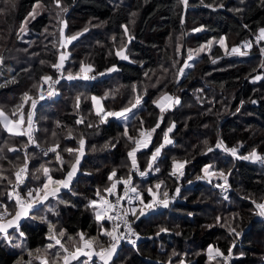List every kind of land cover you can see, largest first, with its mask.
Wrapping results in <instances>:
<instances>
[{"label": "trees", "instance_id": "obj_1", "mask_svg": "<svg viewBox=\"0 0 264 264\" xmlns=\"http://www.w3.org/2000/svg\"><path fill=\"white\" fill-rule=\"evenodd\" d=\"M64 27L67 37L80 35L69 44L57 96L41 100L48 82L44 77H58L53 65L59 60ZM262 28L264 0H187V5L181 0H129L123 5L117 0H60V7L55 0H0V107L14 118L20 114L28 118L33 110L31 136L37 142L11 135L0 121V210L18 208L12 189L21 167L27 165L23 188L27 200L28 193L47 180L42 168L49 169L53 180L65 179L80 157L83 139L79 175L60 192L57 212L48 214L55 231L83 233L86 240L108 247L112 237L105 233L112 226L96 218L90 202L107 194L114 183L121 196L125 185L118 181L130 177L136 192L129 198L139 192L151 202L149 189L161 196L179 189L178 198L142 216L138 210L132 214L133 204L127 198L124 211L135 221L140 240L136 248L119 246L109 264H220L221 257L208 253L210 246L225 256L231 249L230 264H264V222L253 203L264 199V166L255 159L237 158L264 147V71L260 69L264 40L242 58H229L216 45L211 54L201 55L192 67L183 69L190 48L220 37L228 46H238ZM123 48L130 61L117 55ZM82 66H90V75L97 79H67L69 74L80 77ZM165 93L180 103L161 113L156 101ZM25 94L36 101L35 108L31 100L22 99ZM93 96L103 98L104 113L128 108L137 97L142 102L123 125L111 117L102 122L104 116L95 112ZM171 123L175 124L172 143L164 144L151 161ZM153 128L149 147L135 153L136 163L146 173L140 177L134 174L128 153L141 140L140 133ZM217 141L237 149L238 155L216 148ZM69 148L74 151L69 153ZM150 162L153 167L146 171ZM174 162H186L182 187L172 175ZM208 165L228 170L232 195L240 191L243 197L225 201L217 188L200 180ZM157 169V174L152 173ZM113 172L116 175L109 179ZM157 182L159 188L154 186ZM44 207L35 211L43 213ZM19 231L31 250L49 240L48 229L40 223L23 219ZM14 246L0 236V264L16 261L20 251Z\"/></svg>", "mask_w": 264, "mask_h": 264}, {"label": "rangeland", "instance_id": "obj_2", "mask_svg": "<svg viewBox=\"0 0 264 264\" xmlns=\"http://www.w3.org/2000/svg\"><path fill=\"white\" fill-rule=\"evenodd\" d=\"M117 1L121 5L129 2V0H117ZM262 29H264V28H262ZM63 33H64V38H66L67 36L65 34V27L63 28ZM259 36H260V31H259V34L255 35L252 39L245 40V41L242 42V44H240L238 46H236L235 44H233L231 46H228V44H227V42H226L224 37L212 38L208 42L204 43L203 45H201L199 47L190 48L188 53H189V55L190 54L192 55L193 59L189 60V58H188L185 64L193 65L194 60L199 58L201 55H203V54H211L213 52V50L216 48L215 47L216 45L220 46L223 49V51L225 53V56H227L229 58H237V57H241L242 58V57H245V56H249L251 50L254 49V48H257L260 45V42L262 40H264V38L258 39ZM64 38L61 37V45H60V47H61L60 55L64 54L65 57H66L64 62H63V66H64V63H65L66 59L69 57V49L68 48H69V44H70V43L65 44L63 42ZM78 38H79V35L77 36V39ZM221 38H224L223 39V45L221 44ZM77 39L73 40L72 42L76 41ZM248 45H250V46H248ZM178 47L180 49L181 45H179ZM233 48H236L238 51L237 52H232ZM260 48H261V46L259 47V49ZM118 52H120V55H118V56L120 57L121 60L130 61V58H129L128 54H127V49L126 48L120 49V50H118ZM240 52H244V53H246V55H240L239 54ZM261 54H262V52H261ZM60 55H59V57H60ZM262 55H264V54H262ZM122 56L123 57H127V58L123 59V58H121ZM58 63H59V60H58ZM84 68L87 69L88 66H84ZM188 68H190V67H185V65H184L183 69L186 70ZM260 69L264 71V67H260ZM112 72H114V71H110V73H112ZM85 74H87L89 77H91V75H90L91 71H87V72H82V75H80V78H82ZM83 80H85V79H83ZM87 80L91 81L92 78H89ZM165 95L171 96V97H173L175 99L174 95H169V94L165 93V94H162V96L156 101V105L158 106V104H167L169 106L165 108V111L172 110L175 107V105H177V104H175L174 101L173 102L163 101L162 97L165 96ZM56 96H57V91H56L55 95L53 96V98H55ZM93 97H96L97 100L99 101V103L97 104V103H94L93 100H92L95 112L97 113V111L99 109L100 110L99 114H102L104 116L105 113H104L103 98L100 97V96H93ZM141 102H142V99H141ZM141 102H140L139 105H137V107L132 108L131 111L126 112L125 115H123V116H120V117L110 116V117L112 119H118V121L120 123H122L123 125H127L129 120L133 116V113L139 107H141ZM130 107H128V108H130ZM0 110H3L5 116L8 118V120L16 122L14 124H9V127H11L13 129V131L10 132L4 126L3 118H0L2 126L7 130L8 133H10L11 135H14V136H22V135H17L15 133L16 132H23V135L31 137V134L33 133V130L35 129V127H33L32 123H31V125L28 124V118H25L23 114H20L17 118H14V117L10 116L8 114V112H6L3 108L0 107ZM123 110L124 109H121V110L116 111V112H122ZM31 113L33 115V110L31 111ZM173 125H175V124L171 123L169 125V127H172ZM174 128H173V130H174ZM170 133H168L169 139H170ZM145 139H148V141H149L148 147H149V145L152 142V134H151L150 138L147 137L146 135L144 137L142 136L140 141L143 143ZM34 142L37 144L36 139L34 140ZM225 147L228 148V149H231V148H229V147H227L225 145H223V147H221V148L224 149ZM84 149H85L84 146H83L82 150L79 149L80 157H83ZM143 149H146V148L140 147V149L138 151H141ZM259 149L264 150V147L260 146L257 150H255L258 155H260L261 157H264L262 151L261 150L259 151ZM81 152H82V154H81ZM225 152L227 154L232 155L228 151H225ZM80 161H81V159H80ZM260 163H262V165L264 166V162L260 161ZM79 166L80 165L78 164L77 165V171L75 172V174L73 175L71 181L69 182V187H70L72 181L79 175ZM206 167H208L209 173H211V172H217V173L223 172V173H225L227 175V184L230 183V172L228 170L222 169L218 165H213V166L208 165V166H205L204 169ZM204 169H203V172L201 174L202 177H200V180H202L204 182H209L210 184H212L217 189H218L217 184L225 185L224 179L222 177L208 175V174H206L204 172ZM148 170H149V168L146 169V171H148ZM152 173L157 174L158 170L157 171L155 170ZM66 177H65V179H66ZM156 185H160L161 186V184H159L158 182L154 183V186H156ZM230 186H231V184H230ZM55 188H56V185L49 184L48 191L51 192ZM68 188H60L59 191L55 195H48L46 199H43V200L35 202L33 204V206L29 209L31 212L26 216L25 219L28 220L31 224L36 225V224L40 223L43 226H45L48 229V234H47L48 238L50 236H54L55 239H59L61 241V243L64 244V246L69 249V251H70L69 255H70V253H75L76 252V248L79 247L81 249V251L76 254L77 259H75V261H72V262L68 261L70 264H85V262H87V264H104V262L102 260H100V258H97V255L93 254L91 256V258H89V256L84 254V253H86L88 251H93V252L97 251L98 252L100 250L101 244H99L97 240H94L92 238H88L87 240H92L93 241L92 248L91 249L84 248L83 247L84 242L80 241V235L79 234H70V233H67L66 231L62 230L61 232H63L64 235L60 236L59 233H61V232L55 231V229L53 228L51 223L48 221V214L52 213V212H54L53 214H55L57 212V211L55 212V210H56V206H57L58 202L62 201V198L60 197V192L63 189H68ZM218 191L220 192L223 200H225V201H227L229 199V197H231V196H234V197H237V198L243 197L242 194L240 193V191L239 192L237 191V193L234 194V195H232L233 194V191H232V193L227 195L226 196L227 198H225V197H223V194H222V192L219 189H218ZM137 194H139V195H137ZM137 194H133L130 198L128 197L129 198L128 201L133 204V209L135 208L138 211L140 209H143V211L145 213L147 211L159 210V209H155V208L154 209H152V208L151 209L144 208V206L140 203V199L142 198L145 203H148V202L139 192ZM40 195L43 196L44 193H41ZM154 195L156 197V201L164 199L163 196H161V195H159L157 193H155ZM29 199L30 198H28L27 201ZM167 199H168V201L172 200L170 198V196H168ZM126 200H127V198L125 199V201ZM257 203H264V199L262 201L257 202ZM43 204H45V207L43 208V213L36 212L35 208H39ZM90 206L96 208L95 213H97V212L103 213V218L100 219L99 221L108 220L107 219V215H106V213H107L106 208H104V207L100 208V206H97L96 204H92ZM163 207L164 206L162 205L161 208H163ZM19 209L20 208L18 207L16 211H18ZM257 217L259 219H262V221L264 222V216L259 215V210H258ZM0 236H1L2 239H4L5 241H7L9 243L13 242L14 245H15L14 247L18 248L19 251H20L16 261L13 264H65V262L63 260V256L67 255V253H65L60 248V245L56 244L55 239H49L47 244L44 247L38 248L36 250H31L29 248V246L27 245L26 239H23V237H25V236H24V234L21 231L13 232L11 234H7V238H5V234H2V233H0ZM76 242H78V243H76ZM49 245H52V247H49ZM24 246H26L25 247V253L23 251ZM208 253H209V251H208ZM209 254L211 256H216V253L213 252V251H212V253H209ZM114 255H116V254H114ZM71 259H73V258H71ZM230 260H232V257H230ZM110 261H111V259L108 261V264L110 263Z\"/></svg>", "mask_w": 264, "mask_h": 264}, {"label": "snow or ice", "instance_id": "obj_3", "mask_svg": "<svg viewBox=\"0 0 264 264\" xmlns=\"http://www.w3.org/2000/svg\"><path fill=\"white\" fill-rule=\"evenodd\" d=\"M182 3H184L185 5H187V0H181ZM55 3H56V6L57 7H60V0H55ZM62 11H67L66 8H62L61 9ZM30 15H33V14H30ZM134 15V14H133ZM26 23V21H25ZM125 30V32L127 33L128 31V28H127V25H124L122 26ZM24 29L21 28V31H23ZM84 31H87V29H85ZM197 31H199V29H197ZM80 35V34H76V35H72L70 37H66L64 38V33L63 31H61V37L64 38L63 42L65 44L67 43H71L73 40L77 39V36ZM261 38H264V29H261L260 30V36L258 37V39H261ZM223 39L224 38H221V44L223 45ZM250 46V45H248ZM238 50L236 48H233L232 49V52H237ZM261 52L262 54H264V48L261 49ZM240 55H246V53L244 52H240L239 53ZM117 55H120V52H117ZM65 55L64 54H61L60 57H59V63H56L53 65V67L57 68V69H60L62 68L63 66V62L65 60ZM123 59H126L127 57H121ZM193 59L192 55L190 54L189 55V60ZM185 67H192V65H189V64H185ZM261 67H264V63L261 64ZM116 69L113 68V69H110V71H115ZM81 71L82 72H87V71H91V67L89 66L87 69H85L83 66L81 68ZM180 74L183 75V69H181L180 71ZM76 78H80L79 76H73L72 74H69L67 76V79L71 80V79H76ZM83 79L87 80L89 78H95V77H89L87 74H85L83 77ZM52 77H49V76H45L44 77V80L45 81H49L51 80ZM256 79H261V77L257 76ZM58 83V81H55ZM48 95H52V91L50 90L48 92ZM44 97L41 96L40 99H43ZM24 101H28V100H31V107L32 108H35V105H36V101L34 99H32V97L28 96V94H25V96L22 98ZM77 100H79V98H77ZM92 100L94 103H99V101L97 100L96 97H92ZM162 100L163 101H168V102H173L175 104H179L180 103V100L179 98H173L171 96H168V95H165L162 97ZM141 102V99L139 97L136 98L135 100V103H132L131 104V107L130 108H126L124 109L122 112H107L105 113L104 117H103V120L102 122L106 121L107 117H110V116H115V117H120V116H123L125 115L126 112H129L132 110V108H135L137 107V105H139ZM255 103V101H253ZM169 105L167 104H158V107L160 108V112L163 113L165 111V108L168 107ZM18 107H23V105H20ZM99 109L97 111V114H99ZM15 114V113H13ZM0 118H3V121H4V126L8 129V131L12 132L13 129L11 127H9V124H14L16 122H13V121H10L8 120V118L5 116L3 110H0ZM162 119V117H161ZM82 121H77V123H81ZM32 123V113L29 112L28 113V124L31 125ZM89 127H91V125H89ZM156 127H159V123H157ZM175 127V125H173L172 127H169L167 129V132H165L164 134V137H163V141L164 143H162L160 145V147L156 148V150L153 152L152 154V157H151V161H155L157 159V157L160 155V152H161V149L164 147V144H171L172 141L171 139H169V136H168V133H170L173 128ZM152 132H155V128L151 129V131L145 133V132H141L140 135L141 136H147V137H151V134ZM15 134L17 135H23V132H16ZM131 139V137H130ZM80 143V149L82 150L83 149V146H84V141L83 139H81L79 141ZM148 144H149V141L148 139H145L144 142L142 143L139 139H137L135 141V145L136 147H134L129 153V157L132 158V164L133 166L135 167L136 166V155L135 153L140 149V147H144V148H147L148 147ZM205 144H207V141H205ZM107 147V145H106ZM223 147V142L222 141H217V144H216V148H221ZM12 150V149H10ZM209 152H211L213 149L211 147H209L207 149ZM225 151H228L230 152L233 156H237V149L235 148H232V149H228V148H224ZM50 151H53L55 152L56 151V148H52L50 149ZM67 151L69 153H72L74 150L69 148L67 149ZM82 154V152H81ZM239 159H244V160H248V159H255V160H260L261 162H264V157H261L260 155H258L256 153L255 150H253L248 156H239L237 157ZM57 159L58 160H61V158L59 157V155L57 156ZM80 162V157L77 156L75 158V162L71 165V171H69L67 173V177L66 179H60V180H53V178L49 175V169L48 168H42V172L44 174V176L47 178L46 182L43 184L42 188L38 189V190H33V191H30L28 193V197L30 198L27 202L23 201L22 198L19 196V194L17 193L16 194V202H17V205L20 207V210L19 211H16L12 217L11 220H8L7 224H4V223H0V233H4L5 234V238H7V229L9 227H13V226H18V221L19 219L22 217V216H27L28 215V210L33 206V204L37 201H40V200H43V199H46L48 195H55L60 188H68L69 187V182L71 181L73 175L75 174V172L77 171V165L79 164ZM61 163H63V161L61 160ZM185 163L186 162H174L173 163V172H172V175H176L177 172L180 173V175L183 174L182 170L185 166ZM148 168L149 170L152 169V163L150 162L149 165H148ZM26 170H27V165L25 164L23 167H21L16 173V177H17V183H21L23 181V178H24V174L26 173ZM158 170V169H157ZM204 172L208 175H211V176H220L224 179V183L225 185L227 184V175L223 172H211L209 173V169L208 167H206L204 169ZM141 176H144L146 173L141 171L139 173ZM116 173L113 172L111 174V176L109 177V179H111L113 176H115ZM119 183H123L125 185V196H127L128 194V191L130 190L131 192H136V188L135 187H132L129 189L128 185L131 183V178L129 177L128 179H124V180H120L118 181ZM49 184H54L56 185V188L53 189L51 192L48 191V188H49ZM220 185H217V187H219ZM157 188L160 187V185H157L156 186ZM116 188V184H112V187L111 189H108L107 191L111 192L112 189H115ZM150 194H153L152 192V189H149L148 190ZM177 192H179V189H177ZM35 193V194H34ZM41 193H44L43 196H41L40 194ZM11 195V194H10ZM139 195V194H137ZM163 196H164V199L158 201L159 204H162L164 207H167L168 206V193L165 191L163 193ZM123 199V197H118L117 200L115 201V203H111L109 202L108 200H104L103 203L107 206V209L106 210H111V209H115L119 203H120V200ZM97 202H93V204H96ZM140 203L144 206V208H148V209H151L154 207V205L157 203L156 201V197L155 195L153 194V200L151 202H148V203H145L144 200L141 198L140 199ZM255 203V207L259 210V215L261 216H264V203H256L255 201L253 202ZM5 211H7V209H5ZM132 214L133 215H136L137 213V209H132ZM128 215V211L125 210L124 213H123V216H121L118 212L116 214L115 217L113 216H108V219H120L124 222V224L127 226L128 225V221L126 219H124V217H126ZM139 215L142 216L144 215V211L143 209H140L139 210ZM2 218V217H0ZM96 218L98 220L102 219L103 218V213L101 212H97L96 213ZM139 218V216H137V219ZM219 220V218H217ZM127 230L128 232H132V229L130 226L127 227ZM160 231H167L166 229L164 228H161ZM230 231H235L234 229H230ZM117 228L114 227L112 229L111 232H106L105 234L106 235H109L112 237L113 241H115V243H112L110 245V247L108 248H104L102 245L100 246V250L98 252H93V251H88L86 253H84L85 255L89 256V258H91V256L93 254L99 256L100 260H102L104 262V264H108V261L111 259V256L112 254L114 253L116 247H117V244L119 242V240L122 238L121 236L117 235ZM60 236H63L64 233L61 232L59 233ZM237 235H239V233H237ZM49 239H55L54 236H50ZM80 241H83L84 244H83V247L84 248H88V249H91L92 248V245H93V241L92 240H85L84 238V234L81 233L80 234ZM55 242L56 244L60 245V248L65 252V253H68L69 252V249L66 248L64 246V244L61 243V241L59 239H55ZM131 243H135V241H130ZM78 243V242H76ZM49 247H52V245H49ZM81 251V249L79 247L76 248V252L75 253H70L71 255V258L75 259L76 258V254L79 253ZM209 253H212L213 249L212 247L210 246L209 249H208ZM215 253H216V256L218 257H221V262L220 264H227V260H228V256H225L219 249H215ZM58 255V254H57ZM229 255H231V249H229ZM212 257L210 256V259ZM63 260L65 262V264H67L68 260H69V255H65L63 256ZM85 264H87V262H85Z\"/></svg>", "mask_w": 264, "mask_h": 264}, {"label": "built area", "instance_id": "obj_4", "mask_svg": "<svg viewBox=\"0 0 264 264\" xmlns=\"http://www.w3.org/2000/svg\"><path fill=\"white\" fill-rule=\"evenodd\" d=\"M56 72L58 74V77L56 79H53V80L48 81L46 83V86L44 87V89L41 91L39 97H41V96L44 97L41 100H50V99H52L53 96L55 95L56 91H57L58 86L60 85V82L65 78L64 71H63V66L60 69H56ZM91 77H95L94 79H97V75H95V74H93ZM55 81H58V83L55 82ZM50 90L52 91V95L49 96L48 95V92ZM31 139H32V141H33V143L35 145L36 143L34 142V140H35L34 136H32ZM259 163H260V160H259ZM132 170H133V172H134L135 175L142 177L139 173L141 171H143V170L141 169V167L138 164H136V166L133 167ZM182 178H183V174L180 175V173L177 172V174H176V180L179 183V187H182V182H181L182 181ZM133 184H134V180H133V178H131V183L128 185L129 189L132 188ZM25 185H26V176L24 174L23 181L21 183H17L16 182L15 185L13 186V189H12V195L14 197V200H15V203L16 204H17V202H16V194L17 193L19 194V196L22 198L23 201L27 202L26 196H25V194L23 192V188H24ZM217 185H220L218 187V189L222 192L223 197H225V198H227L226 196L229 195L230 193H232V191H233V187H232V185L230 186V183L229 184H226V185H221V184H217ZM130 194H131V191L129 190L127 196H125V186L123 188V191H122L121 196H117L116 190L115 189H112L111 192L108 191V193L105 194V195H99V196H97V198L95 200H92L90 202V205H92L93 202L95 201V202H97L96 203L97 206H100L102 208L104 207V208L107 209V206L103 203L104 200H108L111 203H115V201L117 200L118 197H123V199L120 200L119 205L115 209L107 210V219H108V216L115 217L116 214H117V212L121 216H123V213H124V206H123V204H124L125 199L128 198L130 196ZM170 198L172 200H176L178 198L177 191H175L170 196ZM158 201H160V200H157V203L154 205V207L152 209H154V208L155 209H160L162 207V204H159ZM14 213L15 212L12 209H7V211L0 210V217H2V218H0V222H4V221L9 220L10 218L13 217ZM124 219H126L128 221V225L127 226L124 224V222L122 220H120L118 218L111 219V220L108 219V222L111 224L112 229L114 227H116L117 228V233L116 234L122 237L119 240L116 248H118L119 246H122V245H130V246L136 248L138 246V243H139L140 238H139L137 229L135 227V221L132 220L129 217V215H127L126 217H124ZM128 226H130L131 229H132V232L131 233L128 232V230H127V227ZM133 240L135 241L134 244L130 242V241H133ZM112 243H115V241H113V239H112L110 245ZM110 245L108 247H110ZM108 247H106V248H108ZM226 256H228L227 264H230L231 263L230 256L229 255H226Z\"/></svg>", "mask_w": 264, "mask_h": 264}, {"label": "crops", "instance_id": "obj_5", "mask_svg": "<svg viewBox=\"0 0 264 264\" xmlns=\"http://www.w3.org/2000/svg\"><path fill=\"white\" fill-rule=\"evenodd\" d=\"M20 210V209H19ZM18 210V211H19ZM31 211L30 210H28V214L30 213ZM26 218V216H22L20 219H19V221H18V226H13V227H9L8 229H7V234H11V232L13 231V229L15 228L16 229V232H18L19 231V224H20V222L23 220V219H25ZM12 218H10L9 220H11ZM7 222H8V220L7 221H4V222H0V223H4V224H7ZM2 234H4V233H2ZM88 249V248H87ZM116 250H117V248L115 249V251H114V253L112 254V255H114L115 253H116ZM74 251V250H73ZM70 252V251H69ZM69 252L67 253V255H69ZM95 252H97V251H95ZM97 258H99V256H97ZM75 259H77V257L75 258ZM75 259H71V256L69 255V260L68 261H75ZM67 264H70L69 262H67Z\"/></svg>", "mask_w": 264, "mask_h": 264}, {"label": "bare ground", "instance_id": "obj_6", "mask_svg": "<svg viewBox=\"0 0 264 264\" xmlns=\"http://www.w3.org/2000/svg\"><path fill=\"white\" fill-rule=\"evenodd\" d=\"M32 137V136H31Z\"/></svg>", "mask_w": 264, "mask_h": 264}]
</instances>
